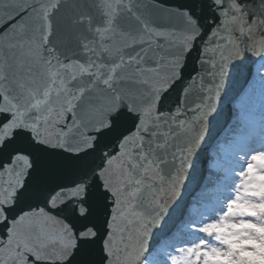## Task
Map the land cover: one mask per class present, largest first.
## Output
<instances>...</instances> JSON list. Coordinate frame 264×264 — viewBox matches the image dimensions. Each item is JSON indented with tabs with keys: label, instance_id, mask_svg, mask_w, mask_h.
<instances>
[{
	"label": "snow or ice",
	"instance_id": "1",
	"mask_svg": "<svg viewBox=\"0 0 264 264\" xmlns=\"http://www.w3.org/2000/svg\"><path fill=\"white\" fill-rule=\"evenodd\" d=\"M0 264H264V0H0Z\"/></svg>",
	"mask_w": 264,
	"mask_h": 264
},
{
	"label": "water",
	"instance_id": "2",
	"mask_svg": "<svg viewBox=\"0 0 264 264\" xmlns=\"http://www.w3.org/2000/svg\"><path fill=\"white\" fill-rule=\"evenodd\" d=\"M189 191H190V195H186V199L188 200L189 204H191L192 203V197L195 196L196 193L191 192V189Z\"/></svg>",
	"mask_w": 264,
	"mask_h": 264
},
{
	"label": "rangeland",
	"instance_id": "3",
	"mask_svg": "<svg viewBox=\"0 0 264 264\" xmlns=\"http://www.w3.org/2000/svg\"><path fill=\"white\" fill-rule=\"evenodd\" d=\"M259 98H257L256 100H255V106H256V109H257V107L259 106L260 107V101L258 100ZM257 104H258V106H257ZM258 107V108H259Z\"/></svg>",
	"mask_w": 264,
	"mask_h": 264
},
{
	"label": "trees",
	"instance_id": "4",
	"mask_svg": "<svg viewBox=\"0 0 264 264\" xmlns=\"http://www.w3.org/2000/svg\"><path fill=\"white\" fill-rule=\"evenodd\" d=\"M258 100H259V99H258ZM257 106H258V104H257ZM258 107H259V106H258ZM258 107H257V109H256V110H257V113L259 112V108H258Z\"/></svg>",
	"mask_w": 264,
	"mask_h": 264
}]
</instances>
